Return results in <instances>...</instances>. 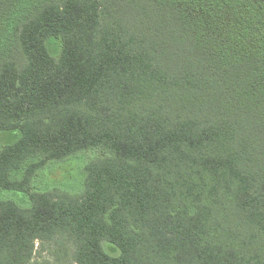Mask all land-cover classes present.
<instances>
[{
    "label": "trees",
    "instance_id": "16d2710c",
    "mask_svg": "<svg viewBox=\"0 0 264 264\" xmlns=\"http://www.w3.org/2000/svg\"><path fill=\"white\" fill-rule=\"evenodd\" d=\"M11 131L0 264H264V0H0Z\"/></svg>",
    "mask_w": 264,
    "mask_h": 264
},
{
    "label": "rangeland",
    "instance_id": "374dc122",
    "mask_svg": "<svg viewBox=\"0 0 264 264\" xmlns=\"http://www.w3.org/2000/svg\"><path fill=\"white\" fill-rule=\"evenodd\" d=\"M20 137V133L18 131L11 132H0V148L7 145L14 144ZM84 160H70L65 163L53 165L54 169L51 171L49 175L50 180L53 182L65 181L72 182L77 184L80 179V167L82 166ZM47 256V254H44Z\"/></svg>",
    "mask_w": 264,
    "mask_h": 264
}]
</instances>
